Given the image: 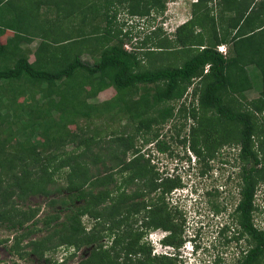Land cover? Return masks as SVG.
<instances>
[{
	"label": "trees",
	"instance_id": "1",
	"mask_svg": "<svg viewBox=\"0 0 264 264\" xmlns=\"http://www.w3.org/2000/svg\"><path fill=\"white\" fill-rule=\"evenodd\" d=\"M117 1L121 3L123 0ZM126 1L130 16L159 15L166 8V0ZM209 1L211 0H197L195 6ZM111 4L112 1L104 4L105 34L94 37L104 47L93 64L84 62L79 54H72L70 57L64 55L58 60L52 58L51 63L49 56L48 64L42 59L43 55L30 62L26 55L20 54L11 65L3 64L0 60V110H7L6 113H0V126L6 124L5 127H0V132L5 134L0 140V227L4 226L13 233V242L8 250L17 258L33 254L42 259L44 264H57L51 255H45L46 251L63 244L76 247L88 245L91 246L89 256L75 264H89L96 256V249L101 246L95 232H100L104 226L94 223L93 232L85 233L81 223L83 214L112 220L117 214L125 218L148 209L147 212H151L152 218L148 223L144 221L145 225L168 227V215L157 218L163 210V195L176 185L174 181L158 180L152 174L142 182L143 187L140 190L135 189L132 193L120 192L113 196L117 188L114 177L116 172L119 173L120 184H123L136 178H145L150 170L148 161L141 155L127 157L131 145L130 136L121 135L102 145L93 134L82 135V131L87 130L71 131L68 125L76 123L77 117L87 119L95 112L117 107L137 121V130L143 127L149 129L151 124L164 122L172 117L174 107L170 101L182 97L190 83L195 84L196 80L202 79L201 85L194 86L191 93L196 96L197 102L196 109H190V116L197 119L200 128L197 134H204L205 139H213L214 146L219 141L235 138L240 145L239 156L245 163L241 170V197L236 204L235 214L241 230L251 244L239 264L264 263V230L257 228L252 219L255 186L261 172L257 167L260 161L254 149V138L261 137L264 129V116L260 120L255 116L256 112L264 111V51L246 57L236 44L257 29L264 30V19H257L260 12L257 11L255 19L254 16L250 17L252 10H248L249 13L239 10L237 17L229 19L228 28L222 31V35L213 24L212 37L206 43L203 35H194L201 47L180 65L140 69V41H136L135 50L127 51L123 43L128 40L124 41V37L111 34L115 18V14H108ZM263 8L262 1L260 9ZM151 9H155L156 13L153 10L150 12ZM194 20L187 19L175 29L174 34H178L182 47L193 44L191 26L195 23ZM125 24V20L119 23V33L130 40L132 31ZM150 24L157 25L154 19ZM204 25L202 27L205 28ZM123 26L127 29L124 30ZM161 30L159 26H155L147 33L150 35ZM3 31L4 28L0 25V35ZM147 33L143 36L144 44L149 40ZM18 35L12 41L15 45L19 43ZM112 38L116 39L113 43L110 42ZM228 43L232 44L233 53L226 56L216 46ZM8 47V44L0 42V58L5 57ZM38 48L41 51L43 46ZM247 64H255L260 69L262 88L260 95L252 99L246 109L234 105L228 95L243 93L251 88L252 83L245 69ZM149 83L156 84L152 92L144 90L135 100L124 98L133 90L144 88ZM60 84L64 86L60 87ZM109 87L115 90L113 98L100 105L87 102L88 98L95 97ZM38 90L41 100L35 97ZM19 97L22 100L19 101ZM162 104L165 106H161ZM53 111L58 112L56 116ZM221 121L232 128L223 133L222 124H219ZM12 139L13 145L9 143ZM68 143L73 144L74 151L68 152L60 160L56 159L59 153L64 152V146ZM14 145L21 149V153L8 156L6 148ZM263 146L264 140H261L260 148ZM192 148L199 152L194 146ZM55 160L59 161L51 168L50 165ZM92 162H99L102 166L94 164V167H89ZM61 168H66L64 184L55 182L54 178L55 171ZM157 190L160 192L154 203L152 194ZM31 194L44 197V204L49 210L42 216L38 215L40 208L25 205ZM108 199L110 202L106 203ZM151 205L154 208L150 211ZM122 221L116 219L111 223L118 228ZM135 235L124 232L114 237L111 247L101 251L97 264H154V255L151 256L150 250L144 251L138 243L140 234ZM24 238L27 241L20 247L19 244ZM117 245H120L117 251H123L121 260L110 257L109 252L115 251ZM117 251L115 256L119 257ZM139 251L142 257L132 261L129 254ZM167 259L164 264H171L170 259ZM12 264L19 263L14 259Z\"/></svg>",
	"mask_w": 264,
	"mask_h": 264
},
{
	"label": "rangeland",
	"instance_id": "2",
	"mask_svg": "<svg viewBox=\"0 0 264 264\" xmlns=\"http://www.w3.org/2000/svg\"><path fill=\"white\" fill-rule=\"evenodd\" d=\"M62 1L58 0L59 3ZM107 1H112L108 14H115L111 34H116V37H124V41L129 40L119 33V23L124 21L126 17H132L130 19L133 22L135 19L138 20V24L143 21L142 27L132 26L130 29L132 31L131 38L136 36L140 41L138 43L140 47L138 50L140 69L180 65L201 47L197 44L199 42L198 39L194 38V35L197 37L200 34L203 35L204 43H206L209 37H212L213 24L222 35V31H225L226 27L228 28L229 19L237 17L239 10H252L248 13L250 12V17L253 18L254 16L255 19L258 11L260 17L257 19H264V8L263 10L260 9L264 0H211L209 2H197V7L195 6L196 2L192 3L191 0H166L165 10L170 9L168 16L172 15L175 18L172 19L173 21L181 22L190 18L193 21L195 19V23L191 26L193 30L191 42L193 44L182 47L178 34L168 35L163 30L153 32L150 35L147 33L152 26L151 20L154 19V23L157 24L158 21L162 20L163 14L130 16L126 0L121 3L117 0H64V8L59 9L57 5L52 6L53 12L57 13L55 18L39 19L36 16V19H29V13L37 7L35 4L37 2H34L33 5L30 3L31 8L19 6L16 9H9L11 19L3 24L0 23L4 29L8 27L13 31L22 30V36L34 35L32 36L34 38L32 43L28 44V42L23 41L20 44L21 47H17L18 44L15 45V42L11 43L7 48L5 57L0 58L1 63L11 65L20 54L26 55L30 62L43 55L42 59L47 64L49 63V56H51V63L52 58L58 60L64 55L70 57L72 54H79L84 62L93 64L97 61L100 50L104 47V44L101 41H96L94 37L105 34L103 29L106 19L104 4ZM170 1H176V3L169 4ZM22 2H26V0H22ZM51 3L57 2L51 0ZM10 7L16 6L11 5ZM152 10L156 13L155 9H151L150 12ZM12 13L15 15L13 16ZM202 19L205 20L200 22ZM203 24H205V28L202 27ZM123 28L124 30L127 29L125 26ZM145 33L149 37L146 44L142 42ZM115 40L112 38L110 42L113 43ZM236 44L246 57L261 53L264 51V30L257 29L254 33L245 36L244 39L238 40ZM219 45L222 49L221 53L226 56L233 53L231 43ZM39 46H43L41 51H39ZM244 55L243 59L246 58ZM245 69L252 83L251 88L243 93L229 94L228 98L232 99L234 105H240L247 109L249 108L248 103L260 95L262 76L260 69L255 64H247ZM201 81L202 79H199L195 81V84L190 83L182 97L170 101L174 107L172 117L164 122L151 124L149 129L143 127L137 130V121L117 107L95 112L87 119L77 117L76 123L68 125V129L71 131L87 130L82 131V135L91 133L99 139L102 145L108 143L107 140L115 139L121 135L130 136L131 145L127 157L141 155L148 161L147 166L150 170L145 178H136L132 182L120 184L121 179L119 173L116 172L114 177L117 181V188L113 196L120 192L132 193L135 189L140 190L143 187L142 182L152 174L158 177V180H172L176 183L169 192L163 195V210L157 218L161 219L168 215L169 220H166L168 227L166 228L164 226L145 225L144 221L148 223L152 218L151 212H147L148 209L130 214L125 218L121 214H117L112 220H104L102 217L92 218L88 214H83L81 223L85 233L91 234L93 232L94 223L104 226L100 232H95L99 236L101 246H98L96 256L90 260L89 264L99 263L101 251L109 249L113 238L124 232H129L132 236L136 233L140 234L138 243L144 248V251H151V256L154 255L155 258L154 264H159V262L164 264L167 258L170 259L171 264H239L241 261L245 250L251 244L247 235L241 230L235 214L236 204L241 197V170L245 163L239 156L240 145L235 138L224 142L219 141L218 145L214 146L215 141L213 139H205L204 134H197L200 129L197 119L190 116V109L192 107L196 109L197 102L196 96L191 93L194 86L199 87L201 85ZM63 86L64 84H60V87ZM155 86L156 84L149 83L144 88L139 87L137 90H133L124 98L135 100L144 90L152 92ZM39 91H36L35 97L41 100ZM114 95L115 90L109 87L97 93L95 97L88 98L87 102L100 105L102 102L113 98ZM18 100L20 101L22 98L19 97ZM165 104L167 105V102ZM161 106L165 105L162 104ZM6 112L5 108H1V114ZM53 112L55 116L58 113L57 111ZM255 116L258 120L262 119L264 111L256 112ZM219 124H222L223 133L232 128L231 125H227L223 121ZM5 126L6 124L3 123L0 127ZM4 135L0 132V140ZM254 139V149L260 161L257 167L260 168L261 172L255 186L252 219L257 228L264 230V146L262 149L260 148V141L264 140V129L261 132V137ZM9 143L13 145L14 139ZM193 146L198 149V153L194 151ZM6 149L8 156L21 153V149L15 145L8 146ZM63 151L58 154L56 159L60 160L68 152L74 151L73 144L68 143L64 146ZM59 160L53 161L50 167H55ZM94 164L98 167L102 166L99 162H92L89 167H94ZM65 171L66 168L55 171V182L66 183ZM159 192L157 190L152 194L154 203H156V196ZM107 202L110 200L108 199ZM44 203L45 199L42 195L31 194L25 205L40 208L38 215L42 216L49 210ZM153 208L154 205H151L150 211ZM116 219L123 220L118 228L112 224ZM161 222L164 221L161 220ZM110 225L113 227L110 228ZM4 239H6L5 242ZM26 241L27 238L22 239L19 244L20 247L24 246ZM12 242L13 233L11 230L1 226L0 264H12L14 259H17L19 264H44L42 259L33 254L24 258H17L8 250ZM119 247L120 245H117L115 251ZM90 248L91 246L88 245L76 247L63 244L53 250L46 251L45 255H51L57 264H75L89 256ZM115 251L109 252L110 257L121 260L124 256L123 251H117L119 257L115 256ZM129 255L132 261L142 257L140 251ZM163 256L167 258L165 259Z\"/></svg>",
	"mask_w": 264,
	"mask_h": 264
},
{
	"label": "crops",
	"instance_id": "3",
	"mask_svg": "<svg viewBox=\"0 0 264 264\" xmlns=\"http://www.w3.org/2000/svg\"><path fill=\"white\" fill-rule=\"evenodd\" d=\"M32 1V2H31ZM57 3H51V0H26V2H22V0H0V23H4L5 21H7L10 18V13L8 12L9 9H16L17 7L19 8V6H22V8H31L32 6L30 5V3H32V5L34 4V2H37L35 4H37V7H35L36 9L33 10V12L29 13L30 18L28 16L29 19H36V16L39 17V19H52L55 18L56 14L55 12H53L52 10V6H56L57 8L61 9L64 8V0L62 2H58V0H55ZM192 2V1H191ZM193 3V2H192ZM16 6V7H10V6ZM6 6V8H5ZM64 12V10H63ZM62 13V12H61ZM12 15L14 16L15 14L12 13ZM32 16V17H31ZM34 16V17H33ZM19 17V15H18ZM23 19H27V18H23ZM20 31V30H19ZM19 31H13L8 27H5L3 33L0 35V42L3 44H8L10 45L13 41V39L15 38L16 35L23 33V31L21 30ZM18 33V34H16ZM233 33V31L231 32ZM16 34V35H15ZM34 35L31 36H19V43L17 45L21 47V42H28L32 43L33 42V37Z\"/></svg>",
	"mask_w": 264,
	"mask_h": 264
},
{
	"label": "built area",
	"instance_id": "4",
	"mask_svg": "<svg viewBox=\"0 0 264 264\" xmlns=\"http://www.w3.org/2000/svg\"><path fill=\"white\" fill-rule=\"evenodd\" d=\"M191 1H195V0H191ZM175 3H176V1H170L169 2V4H175ZM169 10L170 9H166L164 11L163 16H162V20L160 22L158 21L157 25L150 26V30H152L155 26H158L159 25V26H161L162 30L166 34H168V35L172 34L175 31V29L177 28V26L179 24H181L183 21H181V22H175V21H173L172 19H175V18L172 15L171 16H168ZM142 24H143V21H141L140 22V25H138L137 27L138 28L139 27H142ZM137 40H138V37L132 36V38L130 40L125 41L123 43L124 49H126L127 51L135 50L136 48L134 47V45H135V43H136ZM217 49L220 52H222V49H221V46L220 45L217 46Z\"/></svg>",
	"mask_w": 264,
	"mask_h": 264
},
{
	"label": "clouds",
	"instance_id": "5",
	"mask_svg": "<svg viewBox=\"0 0 264 264\" xmlns=\"http://www.w3.org/2000/svg\"><path fill=\"white\" fill-rule=\"evenodd\" d=\"M196 1H197V0L192 1V2H196ZM130 18H132V17H130ZM130 18H127V17L125 18V21H126V25H125V26H130V29H131V27L134 26V25H135V27H137L138 25H140V23H139V24H136V22H137L138 20L135 19V22H133ZM185 21H186V20H185ZM185 21H183V22H185ZM138 22H139V21H138ZM183 22H182V23H183ZM182 23H181V24H182ZM179 25H180V24H179ZM179 25H178V26H179ZM158 26H159V25H158ZM178 26H177V27H178ZM159 27L161 28V26H159ZM161 29H162V28H161ZM148 32H149V31H148ZM174 32H175V31H174ZM174 32H173V33H174ZM173 33H172V34H173ZM172 34H171V35H172Z\"/></svg>",
	"mask_w": 264,
	"mask_h": 264
}]
</instances>
